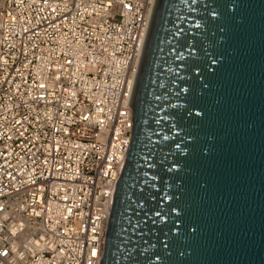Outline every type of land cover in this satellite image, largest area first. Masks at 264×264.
<instances>
[{
	"label": "water",
	"instance_id": "95a60500",
	"mask_svg": "<svg viewBox=\"0 0 264 264\" xmlns=\"http://www.w3.org/2000/svg\"><path fill=\"white\" fill-rule=\"evenodd\" d=\"M99 264H264V0H156Z\"/></svg>",
	"mask_w": 264,
	"mask_h": 264
},
{
	"label": "built area",
	"instance_id": "2783aa9c",
	"mask_svg": "<svg viewBox=\"0 0 264 264\" xmlns=\"http://www.w3.org/2000/svg\"><path fill=\"white\" fill-rule=\"evenodd\" d=\"M155 0H0V264H99Z\"/></svg>",
	"mask_w": 264,
	"mask_h": 264
},
{
	"label": "bare ground",
	"instance_id": "6f19581e",
	"mask_svg": "<svg viewBox=\"0 0 264 264\" xmlns=\"http://www.w3.org/2000/svg\"><path fill=\"white\" fill-rule=\"evenodd\" d=\"M156 1V0H155ZM138 69V68H137Z\"/></svg>",
	"mask_w": 264,
	"mask_h": 264
}]
</instances>
